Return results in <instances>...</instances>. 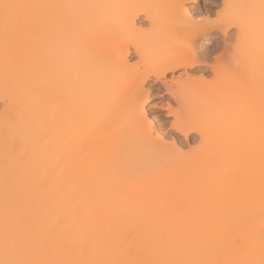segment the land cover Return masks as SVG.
<instances>
[{"label":"bare ground","instance_id":"6f19581e","mask_svg":"<svg viewBox=\"0 0 264 264\" xmlns=\"http://www.w3.org/2000/svg\"><path fill=\"white\" fill-rule=\"evenodd\" d=\"M251 1L247 11L223 0V11H214L212 21L193 17L200 10L185 0H36L98 6L7 10L44 23L22 38L7 84L0 74L6 108L0 115V179L6 166L21 185L33 176L39 182L55 169L49 191L64 185L71 194L54 240L32 226L38 243L28 251L30 258L264 264L261 152L256 157L248 148L255 143L251 133L262 126L264 106V88L246 94L264 85L259 0ZM16 2L28 0H0V5ZM233 28L230 44L226 36ZM219 33L220 42L215 40ZM211 38L216 43L203 46ZM133 56L136 60L129 62ZM187 69L199 76H189ZM177 70V76L166 78ZM157 84L176 106L166 101L172 121L159 124H168L171 144L163 139L164 128L153 135L145 110L149 90L160 89ZM225 129L233 138L224 137ZM243 147L252 150L246 156L256 157L254 165L239 157ZM224 179L231 188L218 200L213 194ZM231 189L238 190L235 197ZM125 190L137 195L134 204L126 202ZM139 195L158 199L157 205L147 201L151 208L145 204L146 210L145 196L143 211ZM169 195L181 198L182 207L168 206L164 197ZM211 196L210 205H220L209 211L204 204ZM148 234H171L180 242L152 246L144 243ZM17 256L0 245V260Z\"/></svg>","mask_w":264,"mask_h":264},{"label":"snow or ice","instance_id":"6c2138e0","mask_svg":"<svg viewBox=\"0 0 264 264\" xmlns=\"http://www.w3.org/2000/svg\"><path fill=\"white\" fill-rule=\"evenodd\" d=\"M98 5L91 3H48L28 0V2L5 3L0 5L4 9L0 14V74L5 84L8 83L12 71V59L23 37L38 32L44 21L41 18L12 16L8 9L17 10H44L62 8H91ZM260 8V34L262 45L261 77L264 81V0H259ZM240 79H244L243 60L237 59ZM264 88V85H262ZM121 136L127 135V130H121ZM223 135L231 139L234 133L225 129ZM261 215L264 218V106H262L261 126ZM57 173L50 169L48 175L37 182L36 177L21 185L18 175L5 167L4 175L0 179V245L5 251H15L17 258L0 260V264H180L174 261H54L30 258L27 253L37 246L38 241L33 236V227L49 240L56 238V229L65 215V209L69 205L70 193L65 192L64 185L54 187L49 191L48 180H55ZM69 181H65L67 184ZM21 215L24 222H21ZM180 242V238L171 234H148L144 243L152 246H163ZM192 264H209V262L196 261ZM215 264H242L239 261H217Z\"/></svg>","mask_w":264,"mask_h":264},{"label":"rangeland","instance_id":"374dc122","mask_svg":"<svg viewBox=\"0 0 264 264\" xmlns=\"http://www.w3.org/2000/svg\"><path fill=\"white\" fill-rule=\"evenodd\" d=\"M222 1L223 0H197V2L196 3H193V1L192 0H185V4L187 5V6H191V7H193V8H198L197 10H200V14L198 13V15L199 16H195V15H193V17H196V18H205V19H207L206 17H208V20L209 21H212V20H214L215 18L214 17H216L215 15V13L217 12V10H219V9H221V11H223V9H224V3H222ZM232 1H233V3H232ZM237 1V2H236ZM254 2L253 3H255L256 1L255 0H253ZM229 2H230V4H232V6H233V8L235 7L236 9H242V7H244V9L243 10H247L248 9V7H253V5L254 4H252L251 2V0H229ZM234 2H235V4H234ZM248 2L250 3V4H248ZM238 3H241V5L240 6H238ZM246 4H248V5H246ZM250 7V8H251ZM208 8H210V11H211V13L210 12H207L206 10L208 9ZM214 11H216V12H214ZM248 11V10H247ZM202 14V15H201ZM141 19H142V17H141ZM141 19H137V23L138 22H141L140 20ZM254 19H256V18H254ZM258 20V19H257ZM252 21H254V20H252ZM136 23V24H137ZM252 23V24H251ZM251 23H247V24H249V26H250V28H252V27H254L255 25H254V22H251ZM251 24V25H250ZM139 25V24H138ZM137 25V26H138ZM254 25V26H253ZM142 26H143V28H146V27H148V24H147V22L145 23V24H142ZM144 26H146V27H144ZM246 26V25H245ZM248 26V25H247ZM248 26V27H249ZM253 29V28H252ZM234 28L233 29H230V31L228 32V34H227V36H226V40H227V42H229L230 43V41H232L231 43H233V40H234ZM251 30V29H250ZM229 38H230V40H229ZM217 39V40H216ZM214 40V38H211V39H209L208 41L207 40H205V41H203L202 43H203V46H205L206 45V43H208V44H212V45H214L216 42L215 41H213ZM215 40L216 41H221L222 40V34L221 33H219L216 37H215ZM214 43V44H213ZM230 43V44H231ZM202 52H200V54H201ZM132 56V55H131ZM128 60H129V62H133V61H135L136 60V57L135 56H133V57H129L128 58ZM188 71V75L189 76H193V77H198L199 76V72L197 73V72H193V71H191L190 69H187ZM179 71L180 72H182V70H180L179 69ZM179 71L177 70V71H175V73L174 74H170V73H166V78L167 79H169L170 78V76L171 75H173L174 77L175 76H177V74L179 73ZM184 75V74H183ZM205 79L207 80V79H210L211 78V75L210 74H206L205 75ZM145 85V87L144 88H148V82L147 83H145L144 84ZM159 86V84H157L156 85V87H158ZM261 85L259 84V85H256V86H254V87H250L248 90L249 91H247V95H249V94H251V93H253V91H258V90H262L261 89ZM159 90H157L156 88L155 89H150L149 90V99H148V102L147 103H145V110H146V113H147V115H148V117L152 120V133H153V135L157 132L158 134H162V132H161V128H164V130H165V132H167V134L168 135H166V137H164L163 139H165V142H169L170 144L172 143V138H171V136H170V130L168 129V124L166 123V125H164V126H162V127H160V122H162V121H164V122H169V121H172V116L171 115H166V114H168V111H166L167 109H165V107H166V101L171 105V106H175V104H174V102H172V101H170L171 99H170V97H168V95H166V94H164L163 93V91H161V87L159 86ZM252 91V92H251ZM249 93V94H248ZM3 98H1L0 97V115L1 116H3L4 114H5V112H6V108L4 107V105H5V100L3 99ZM62 106H64V105H62ZM161 106V107H160ZM176 107V106H175ZM63 109V108H62ZM64 110V109H63ZM2 112H3V114H2ZM233 114V116L235 115L234 113H232ZM231 114V115H232ZM230 115V116H231ZM220 118V117H219ZM221 118H223V116H221ZM222 120H224V118L222 119ZM220 122H221V120H220ZM210 123V122H209ZM158 125H159V127H158ZM259 128V129H258ZM155 129V130H154ZM224 129V128H223ZM255 129H258L257 131H255V130H253V132L255 133H251V136L253 135V139L252 140H254L255 139V143H253V145H252V147L251 146H248V148H250V149H252L253 150V152H254V155H255V153H256V157H257V153H259V152H261V128L260 127H257V128H255ZM221 133H222V131H221ZM171 140V141H170ZM179 140H181V141H183L182 140V137L179 135ZM256 140H257V142H256ZM253 142V141H252ZM190 144H195V143H193V142H189ZM178 144V143H177ZM176 144V145H177ZM175 145V148H177V146L179 147H181V148H183V149H181L182 151H187L188 150V146L187 145H185V147H183V146H181V145H177L176 146ZM168 146V145H167ZM173 146V145H172ZM172 146H170L169 148H172ZM259 147V148H258ZM244 148V147H243ZM241 149V153H243V155L240 153V156L239 157H241V156H243L242 157V159L244 160V156H246L247 155V152L249 151V150H247L246 148H244V149ZM255 149V150H254ZM251 150V151H252ZM258 150H260V151H258ZM251 151H249L248 153H250ZM252 152V153H253ZM239 154V152L237 153V155ZM251 154V153H250ZM260 155V154H259ZM248 156H250L249 154H248ZM238 157V158H239ZM247 157V156H246ZM251 157H252V155H251ZM249 158V157H247L248 158V160L247 159H245V161H248V162H245L246 163V165L247 164H253L254 165V162H256V157H254L253 156V158ZM255 158V159H254ZM252 161V163H251V161ZM244 164V163H243ZM226 179H224V181H225ZM224 181H223V183H224ZM227 181V180H226ZM226 181H225V183H226ZM222 183V187L220 186V189L221 190H216L215 192H214V194H213V196H215L216 198L217 197H219L218 198V200L219 199H222V198H225V197H227V194L225 193V191H226V189H228V191H230V186H229V184H230V182H228L229 184H223ZM225 187H224V186ZM227 187V188H226ZM224 188V189H223ZM119 189V188H118ZM117 190V189H116ZM115 191V190H114ZM220 191V192H219ZM231 191H235L234 193L233 192H231L232 193V195H234V197L237 195V192H238V190H232L231 189ZM117 192V191H116ZM224 193L223 195H222V193ZM118 193V192H117ZM126 195H127V191L125 190V192H124ZM124 193H120L121 194V196L124 194ZM221 193V194H220ZM228 193V192H227ZM114 194H115V192H114ZM113 194V195H114ZM119 194V195H120ZM125 194L123 195L124 197H126L125 196ZM226 194V195H225ZM230 194V193H229ZM236 194V195H235ZM128 195H130V193H128ZM127 195V197L129 198H126V199H128L126 202L128 203V202H130L131 200L133 201L134 199H137L136 197H137V195H136V197L135 198H133L132 197V195H130V196H128ZM231 195V196H232ZM112 196V195H111ZM115 196V195H114ZM113 196V197H114ZM116 196H118V195H116ZM139 196H141V195H139ZM145 196H146V201L144 200V206H145V209L146 210H148L146 207L148 206V208H149V206H150V204L149 205H147L146 203H147V201L149 202V201H152V200H150V198H149V200H148V195H144V197H143V195L141 196V198H138V199H140V203H139V200H138V203L139 204H141V203H143V201H142V199H144L145 198ZM221 196V197H220ZM230 196V197H231ZM119 197V196H118ZM124 197H121V199L120 200H122V199H125ZM143 197V198H142ZM112 198V197H111ZM131 198V199H130ZM213 197L211 196V197H209L208 199H207V201L205 202V204H204V206H205V209H209V211H211V210H213V209H215V208H217L220 204H219V202L218 201H216L215 202V204L214 205H210V203H211V200H214V199H212ZM215 198V199H216ZM115 199V198H114ZM125 199V200H126ZM161 199H163V198H161ZM181 199V198H180ZM180 199H177V197H175V195L174 196H172V195H169V197H164V200H166V201H164V200H162V203L164 204V202L168 205V206H170V207H172V208H174V209H176V208H179V207H182V202H183V200L181 201ZM119 200V201H120ZM124 200V201H125ZM130 200V201H129ZM156 201L158 200V199H155ZM154 200V201H155ZM217 200V199H216ZM123 201V200H122ZM132 201L130 202L131 204H132ZM142 201V202H141ZM154 201H152V202H154ZM155 201V205H157L156 202ZM159 201L161 202V200L159 199ZM164 201V202H163ZM125 202V203H126ZM134 202H135V200L133 201V204H134ZM151 202V204H153L154 205V203H152ZM123 203V202H122ZM124 203V204H125ZM137 202H136V204H138ZM129 204V203H128ZM130 204V205H131ZM147 206H146V205ZM162 204V205H163ZM184 205H185V203H183ZM111 205V204H110ZM121 205V204H120ZM142 204L141 205H139L140 206V209H142L143 211H145V209H143L144 208V206H143ZM162 205H160V203H158V207H162ZM165 205V204H164ZM134 207H137L136 205H133ZM132 206V209H134V207ZM111 207V206H110ZM109 207V208H110ZM143 207V208H142ZM153 207H156V206H153ZM152 207V208H153ZM166 207V205L164 206V208ZM120 208V207H119ZM139 208V207H138ZM137 208V210H139ZM150 208H151V206H150ZM168 208V207H167ZM122 209V208H121ZM120 209V210H121ZM142 210H139V211H141V212H143ZM235 208H232L231 209V211L234 213L235 212ZM122 211V210H121ZM123 211H124V209H123ZM187 211V210H186ZM208 211V210H207ZM229 213H231V212H229ZM232 213V214H233Z\"/></svg>","mask_w":264,"mask_h":264}]
</instances>
